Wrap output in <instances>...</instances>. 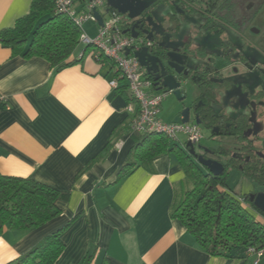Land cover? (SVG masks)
I'll list each match as a JSON object with an SVG mask.
<instances>
[{
	"label": "crops",
	"instance_id": "obj_1",
	"mask_svg": "<svg viewBox=\"0 0 264 264\" xmlns=\"http://www.w3.org/2000/svg\"><path fill=\"white\" fill-rule=\"evenodd\" d=\"M33 1L0 0V32L27 16ZM92 23L97 34L100 25ZM80 47L68 59L73 64L58 67L0 42V175L32 178L67 194L57 201L61 215L43 226L3 228L0 264L70 221L57 264H256L251 254L212 255L173 217L186 177L178 156L139 163L121 176L142 137L132 125L138 105L128 100L124 81L111 86L112 62H99ZM169 95L160 118L181 123L183 107ZM257 220L264 217L257 214Z\"/></svg>",
	"mask_w": 264,
	"mask_h": 264
},
{
	"label": "flooded vegetation",
	"instance_id": "obj_2",
	"mask_svg": "<svg viewBox=\"0 0 264 264\" xmlns=\"http://www.w3.org/2000/svg\"><path fill=\"white\" fill-rule=\"evenodd\" d=\"M137 2L145 7L132 19L113 11L127 20L126 34L153 42L154 68H178L171 71L184 85L186 106L208 134L196 154L223 164L229 179L237 171L252 180L259 189L248 194L264 191V1ZM150 67L143 66L157 91L159 73Z\"/></svg>",
	"mask_w": 264,
	"mask_h": 264
},
{
	"label": "trees",
	"instance_id": "obj_3",
	"mask_svg": "<svg viewBox=\"0 0 264 264\" xmlns=\"http://www.w3.org/2000/svg\"><path fill=\"white\" fill-rule=\"evenodd\" d=\"M84 1V0H83ZM86 1V0H85ZM81 29L66 14L56 11L55 0H34L31 12L15 27L0 32V42L25 57H41L54 66L64 67L81 45ZM128 100L134 101L128 94ZM133 151V161L121 176L139 163L175 154L186 177L177 190L172 215L195 236L201 247L215 256L244 257L250 250L264 248V225L257 214L264 213L250 201L248 193L239 194L229 185L230 172L215 176L190 154L187 143L181 149L168 137L157 133H141ZM178 143V142H176ZM239 197L246 199V205ZM67 194L32 178L0 175V232L5 226L29 230L43 226L61 215L57 201ZM41 239L29 252L7 264H57L66 249L63 234L71 225Z\"/></svg>",
	"mask_w": 264,
	"mask_h": 264
},
{
	"label": "built area",
	"instance_id": "obj_4",
	"mask_svg": "<svg viewBox=\"0 0 264 264\" xmlns=\"http://www.w3.org/2000/svg\"><path fill=\"white\" fill-rule=\"evenodd\" d=\"M107 0H55L56 11L69 16L81 29L80 42L86 48L95 47L98 51H93L92 56L99 62L109 60L113 64L116 77L111 81L113 88H118L120 81L126 83V87L138 105L136 116L133 120V130L136 132L157 133L168 137L172 142H181V134L185 135L188 141L194 144L199 143L203 138L200 125L194 122L189 123H166L160 118L162 104L167 92L154 91L153 80L146 74L139 59L134 52L141 47H151L152 41H144L132 35L125 34L127 20L116 11L107 10ZM104 8V13L100 11ZM97 9L103 17V26H99L96 35L91 36L84 25L87 22H97L94 14ZM82 12V13H81ZM108 15L110 19L105 16ZM130 54L127 55V50ZM83 56V54H82ZM5 97L0 95V102H4ZM133 110L132 107H130ZM240 203L246 205L244 197H239ZM264 225V220L262 222ZM250 253L257 255L256 264L264 255V248Z\"/></svg>",
	"mask_w": 264,
	"mask_h": 264
},
{
	"label": "water",
	"instance_id": "obj_5",
	"mask_svg": "<svg viewBox=\"0 0 264 264\" xmlns=\"http://www.w3.org/2000/svg\"><path fill=\"white\" fill-rule=\"evenodd\" d=\"M136 1L138 0H107V10L113 11V9H116L120 13L127 15V18L132 19L138 16L141 9L145 7L144 4L140 5V3H136ZM94 14L98 20L99 25L103 26V17L97 9L94 10ZM124 33L126 34L127 31H125ZM131 35L135 38H138L139 36V34L134 32H132ZM149 39H151V37H149ZM126 54H130V49L127 50ZM134 55L139 59L142 66L146 67L147 65H151L149 71L154 72L155 70V72L159 73V77L157 78V85H159V87L157 88V91H163L173 95L183 107L181 112L182 122H191V108L189 106H186L187 95L184 93V85L171 71L173 70L175 73H180L178 68H154L157 57L150 52L148 47H141L134 52ZM170 56L171 58H173L171 54ZM220 96V102L224 103L223 99L225 98V96ZM195 122L199 125L202 124L199 114L195 116ZM187 147L189 148L190 154L197 158L200 164L208 167L209 171L212 174H214L215 176H219L224 173L225 167L223 166V164L214 160H204L202 156L197 155L195 151V144L193 142L188 141ZM249 196L250 201L255 205V207L264 213V191L258 192L256 194L251 193L249 194Z\"/></svg>",
	"mask_w": 264,
	"mask_h": 264
},
{
	"label": "rangeland",
	"instance_id": "obj_6",
	"mask_svg": "<svg viewBox=\"0 0 264 264\" xmlns=\"http://www.w3.org/2000/svg\"><path fill=\"white\" fill-rule=\"evenodd\" d=\"M254 1H257V2H263L264 0H254ZM100 11H101L102 13H104V8H100ZM81 13H82V12H81ZM105 17H106L107 19H110V17H109L108 15H106ZM92 24H93L92 22H88V23H86L85 28H86V30L91 34V36H94V35L96 34L95 30H96V28H97L98 26H97V24H95L97 27L93 29V26H91ZM80 46H81L80 48H82V49H85V48H86V46H83L82 44H81ZM90 51H91V52H92V51H98V49L95 48V47H91V48H90ZM169 96H171L170 98H171L172 100H176V98H175L173 95H169ZM168 100H169V99H165V107H166V108L163 109L164 112H166L167 109H168V107H169V106H168V103H167ZM176 101H177V100H176ZM177 102H178V101H177ZM178 104L180 105L179 102H178ZM179 112H180V111H179ZM180 117H181V115H180ZM191 120H192V122L195 121V115H194V114H192V116H191ZM202 132H203V136H204V139L202 140V142H203V143H206V139H205V137H206V135H208V134H207V131H205V130L202 128ZM180 138H181V142H178V143L174 142V144H177L179 148H181V149L184 150V149H185V145H186V143H188V139H187V137H186L185 135H182V134H181ZM173 154H174V153H173ZM174 155L177 156L176 153H175ZM229 185H230L232 188H234L239 194H241V196L243 195V194H242V189H245V193H249V192H251V191L254 190V189H259V187H258L257 184H255L252 180L242 178V177L238 174L237 171H233V172L231 173V176H230V179H229Z\"/></svg>",
	"mask_w": 264,
	"mask_h": 264
}]
</instances>
